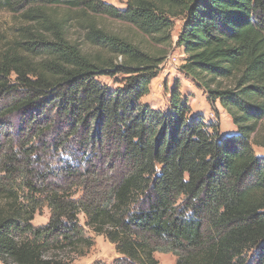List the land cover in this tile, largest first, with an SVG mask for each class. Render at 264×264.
<instances>
[{"label": "trees", "instance_id": "obj_1", "mask_svg": "<svg viewBox=\"0 0 264 264\" xmlns=\"http://www.w3.org/2000/svg\"><path fill=\"white\" fill-rule=\"evenodd\" d=\"M0 261L72 264L94 241L111 264H264V0H0ZM165 44L184 17L180 70L232 117L237 132L192 115L179 83L170 106L144 103L167 59L100 17ZM71 29L78 32L73 39ZM116 89L102 76L117 77ZM49 208V222L35 226ZM107 264V263H97Z\"/></svg>", "mask_w": 264, "mask_h": 264}, {"label": "rangeland", "instance_id": "obj_2", "mask_svg": "<svg viewBox=\"0 0 264 264\" xmlns=\"http://www.w3.org/2000/svg\"><path fill=\"white\" fill-rule=\"evenodd\" d=\"M113 4L118 8L125 9L128 0H104ZM99 21L102 25L115 30L130 37H136L137 41L146 42L147 46L155 50H166L168 52L166 61L162 64L159 75L152 80L151 90L148 95L143 98V102L151 107L160 110H167L170 106L171 90L176 83L180 85V91L184 99H186L191 108L192 115L203 114L209 123L220 125L221 134L228 135L237 132V126L234 124L232 117L226 112L224 107L217 102L213 106L208 101V94L197 81L184 74L180 67L186 60L184 48L177 44L179 35L185 24L184 17L172 18L174 27L171 31V39L165 44L156 41L152 37L143 35L134 25L121 22L106 16L100 17ZM14 17L12 14L0 10V35L11 36ZM70 37L77 39L79 36L75 29H71ZM122 75L117 77L102 76L98 79L112 89H116L122 82ZM254 149L259 156L264 157V147L255 145ZM51 213L49 208L45 207L41 212L35 215L33 224L35 226H43L49 222ZM81 225L85 228L86 235L92 237L94 245L86 250L84 254L74 250L73 248L64 247L61 249H49L46 256H54L72 264H97V263H114L121 255L117 252L115 245L112 244L105 236L96 234L86 225L87 218L81 213L79 215ZM154 256L159 264H176L177 257L173 253L155 252ZM0 264H4L0 261Z\"/></svg>", "mask_w": 264, "mask_h": 264}]
</instances>
